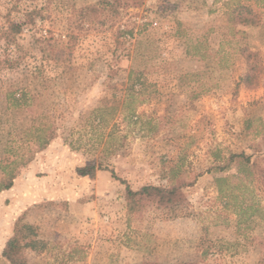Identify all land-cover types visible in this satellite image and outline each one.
Returning a JSON list of instances; mask_svg holds the SVG:
<instances>
[{
	"label": "rangeland",
	"instance_id": "rangeland-1",
	"mask_svg": "<svg viewBox=\"0 0 264 264\" xmlns=\"http://www.w3.org/2000/svg\"><path fill=\"white\" fill-rule=\"evenodd\" d=\"M97 1L0 0V31L40 11L0 39V130L42 114L55 136L0 204V264L21 219L46 242L28 264H264V0H143L115 23L81 15ZM92 162L116 177L77 174ZM123 180L181 197L130 203Z\"/></svg>",
	"mask_w": 264,
	"mask_h": 264
},
{
	"label": "trees",
	"instance_id": "trees-1",
	"mask_svg": "<svg viewBox=\"0 0 264 264\" xmlns=\"http://www.w3.org/2000/svg\"><path fill=\"white\" fill-rule=\"evenodd\" d=\"M143 0H99L91 5L86 6L81 15L85 14L89 16L90 20H96L100 17L104 18V21H112L115 23L120 19V9L119 8H127L130 5L138 6L142 3ZM246 7V6H242ZM40 13L39 10H31L27 11L25 14V20L22 22H17L14 20H8V24L2 28L0 31V39L7 42L8 45L13 43L16 39L17 34L21 33L24 25L33 24L35 22V17ZM129 33H133V31H129ZM68 41L66 46L62 50L70 51L71 48L76 43V35L71 33L68 34ZM50 39L47 38L44 41L48 44L47 48H41L43 51H50L51 53L55 52L53 48V44H50ZM45 44V43H44ZM50 46V47H49ZM11 59L8 56L0 55V68L10 67ZM14 95L13 93L10 94ZM25 97V94L22 93L19 97ZM16 103L20 101V98H14ZM41 115L36 116L32 121L33 124L30 128L27 129L26 135L22 133L21 135L14 136V134L10 131H1L0 130V142L4 149V156L0 159V168L2 170V177L0 178V192L9 190L13 187L17 175L19 171L28 166L36 157V154L48 147L52 140L55 138L54 132L49 130L52 125H46L44 127L35 125L36 120ZM40 129L44 134H34V131ZM37 137L39 141V146L35 150L30 149V145L32 141H30L32 137ZM16 144V145H15ZM15 145V147H14ZM15 148V150H14ZM23 148H26L23 151ZM240 158L247 165L251 164V156L245 153L236 154L231 153L228 157V165H230L235 159ZM106 169L110 170L112 174L116 177L114 170L109 169L108 167H103L102 165L96 166L95 163H89L85 166H78L76 168V172L78 175L85 177L89 176L93 178L95 176V172L97 170ZM261 173L264 174V168L261 169ZM222 178H218L217 181H220ZM123 183L126 184L127 197L131 200L130 203L133 202L134 198L137 195H155L160 198V201H177V198L181 197V186L177 184L170 185L169 187L164 186H156V185H146L143 186L140 190H133L127 182L123 180ZM219 191L223 192V188L219 186ZM177 199V200H176ZM46 248V242L39 237L38 227L23 221L19 220L14 228L13 235L8 239L5 250L3 252V257H5L11 264H28L27 261L23 258L22 251L24 249L31 250H42ZM203 254H207L203 252ZM145 264H171V263H154V262H146ZM175 264H198L196 262H180Z\"/></svg>",
	"mask_w": 264,
	"mask_h": 264
},
{
	"label": "crops",
	"instance_id": "crops-1",
	"mask_svg": "<svg viewBox=\"0 0 264 264\" xmlns=\"http://www.w3.org/2000/svg\"><path fill=\"white\" fill-rule=\"evenodd\" d=\"M11 192H13L12 189L5 191L3 194H0V195H1V196H0V204H1V202H3V199H4L5 197H7L8 195H10ZM6 193H8V194H6Z\"/></svg>",
	"mask_w": 264,
	"mask_h": 264
}]
</instances>
